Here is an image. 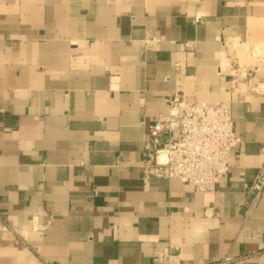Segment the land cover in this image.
Masks as SVG:
<instances>
[{"label": "crops", "instance_id": "crops-1", "mask_svg": "<svg viewBox=\"0 0 264 264\" xmlns=\"http://www.w3.org/2000/svg\"><path fill=\"white\" fill-rule=\"evenodd\" d=\"M174 93L230 104L212 191L142 179ZM263 146L264 0H0V264H264Z\"/></svg>", "mask_w": 264, "mask_h": 264}, {"label": "built area", "instance_id": "built-area-1", "mask_svg": "<svg viewBox=\"0 0 264 264\" xmlns=\"http://www.w3.org/2000/svg\"><path fill=\"white\" fill-rule=\"evenodd\" d=\"M232 91L247 88L251 68L231 64ZM166 112L158 113L148 125L141 160L142 179H177L200 192L215 189L230 169L233 148L240 143L235 133L229 102L209 104L187 99L179 93L166 98ZM262 161L253 182L256 191L264 187V146Z\"/></svg>", "mask_w": 264, "mask_h": 264}]
</instances>
